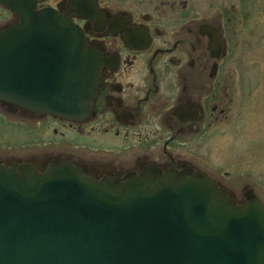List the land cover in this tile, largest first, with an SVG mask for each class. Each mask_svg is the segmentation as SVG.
Listing matches in <instances>:
<instances>
[{
    "label": "flooded vegetation",
    "instance_id": "obj_1",
    "mask_svg": "<svg viewBox=\"0 0 264 264\" xmlns=\"http://www.w3.org/2000/svg\"><path fill=\"white\" fill-rule=\"evenodd\" d=\"M8 1L13 9L0 4V31L18 23L25 10H51L81 29L85 47L97 56V73L86 111L75 119L0 99V134L15 135L0 138V166L21 174L24 167L43 173L68 164L84 177L114 183L146 172L156 179L197 175L238 205L263 202L247 183L229 188L210 154L215 131H240L247 112L251 122L264 116V70L253 66L247 81L242 65L241 41L264 40L253 31L260 19L247 22L253 3Z\"/></svg>",
    "mask_w": 264,
    "mask_h": 264
},
{
    "label": "water",
    "instance_id": "obj_2",
    "mask_svg": "<svg viewBox=\"0 0 264 264\" xmlns=\"http://www.w3.org/2000/svg\"><path fill=\"white\" fill-rule=\"evenodd\" d=\"M95 59L66 18L24 13L0 31V98L74 119ZM0 264H264V205H236L197 175L114 184L69 165L0 167Z\"/></svg>",
    "mask_w": 264,
    "mask_h": 264
},
{
    "label": "rangeland",
    "instance_id": "obj_3",
    "mask_svg": "<svg viewBox=\"0 0 264 264\" xmlns=\"http://www.w3.org/2000/svg\"><path fill=\"white\" fill-rule=\"evenodd\" d=\"M243 1H246L244 5L253 3L255 8L247 22L252 23L253 19H260L257 20V30L253 28V31L264 34V0ZM247 30L250 31L251 28ZM241 49L242 65L247 67L246 80L249 81L253 66H257L260 73L264 70V40H242ZM250 96L248 93L247 97ZM247 113L242 117L239 125L240 131L234 134L226 132L225 136H222L221 131H215L211 135L212 166L214 165L217 169L218 176L222 179L225 177L224 180L229 188L235 191L247 183L255 190L264 204V128L262 125L264 116H258L251 122V117ZM253 122L258 123L257 129H253ZM3 136L12 137L15 140V135L12 133L10 135L6 130L0 134V138ZM2 141L5 139L0 140ZM224 172H228L226 176Z\"/></svg>",
    "mask_w": 264,
    "mask_h": 264
}]
</instances>
